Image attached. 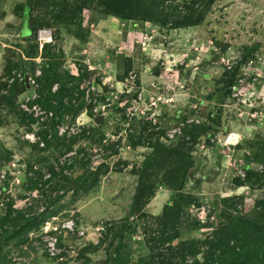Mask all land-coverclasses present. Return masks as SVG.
Returning a JSON list of instances; mask_svg holds the SVG:
<instances>
[{"label":"rangeland","instance_id":"374dc122","mask_svg":"<svg viewBox=\"0 0 264 264\" xmlns=\"http://www.w3.org/2000/svg\"><path fill=\"white\" fill-rule=\"evenodd\" d=\"M14 1L16 14L32 5L35 19L48 22L47 1ZM3 3L0 0V15ZM82 17L83 27L70 23L75 35L52 18L46 28L52 29V47L60 56L62 74L76 78L65 81L77 84L80 78L86 90L74 100L84 101V109L76 117L66 115L58 121L47 118L39 107L32 108L33 119L19 114L36 96L34 79L41 58L35 74L27 65L29 73H22L21 67L14 70L21 79L28 77L29 84L18 96L17 106L12 110L0 103V215L11 201L16 209L33 214L58 212L43 230L30 233L23 250L8 247L6 251L15 264H106L115 245L110 246L109 240L100 245V240L109 225L126 224L132 232H125L123 241L133 247L132 262L151 264L149 251H140L139 242L155 247L153 240L163 230L157 217L180 194L159 180L143 211L132 213L151 141L183 144L193 155V177L185 194L194 201L182 213L181 239H203L207 229H189V225L203 223L210 215L213 222L223 198L239 201L236 197L243 196L250 205L264 196V188L235 181L245 176L247 168H263L249 155L256 140L264 138V0H217L202 24L179 29L107 15L97 3L85 7ZM17 26L0 30V83L9 80L4 74L12 62L24 66L31 44L16 36ZM33 40L32 44L37 42ZM244 54L248 60L241 62ZM236 66L237 81L224 95V80ZM193 124L202 130L196 138L183 130ZM56 130L59 139L52 142L54 146H34L39 137L49 139ZM71 158L72 167L66 163ZM85 162L90 167L104 163L108 171L88 192L59 191L58 179L80 175ZM53 166L58 177L48 181ZM35 181L38 188L30 190ZM58 195L63 197L56 200ZM141 253L147 260L140 262Z\"/></svg>","mask_w":264,"mask_h":264},{"label":"trees","instance_id":"16d2710c","mask_svg":"<svg viewBox=\"0 0 264 264\" xmlns=\"http://www.w3.org/2000/svg\"><path fill=\"white\" fill-rule=\"evenodd\" d=\"M38 3L48 2L51 8L48 22L44 19H35L32 14L33 6L29 8L31 36L24 39L28 44L25 54V64L22 62L14 63L10 60V65L6 67L5 76L9 77L7 82L0 83V103H6L10 109L17 106L18 96L25 91L29 84L27 77L21 79V73L13 74L15 69L21 67V72L29 73L28 68L33 72L36 69L37 58H41L43 63L40 65V73L35 76L36 96L33 101L27 104L26 109L21 108L19 114L30 115L33 119L32 108L39 107L47 118L54 121L63 119L66 115L76 117L85 105L84 101L79 100L84 96L86 90L81 88V80L66 82V79H76L73 74L61 72V62L52 44H45L39 47L37 41V31L42 27L50 25V20L57 25L67 27L72 30L71 24L83 27L82 13L85 7H91L97 3L104 9L107 15H114L123 19H138L148 21L169 29L187 28L202 24L211 13L217 0H37ZM80 2V4H79ZM53 3V4H52ZM76 37H79L77 34ZM34 39V40H33ZM37 41L36 43L31 41ZM251 53L249 52L248 55ZM248 55L244 54L241 62L248 60ZM12 65V66H11ZM26 69V70H25ZM32 72V73H33ZM21 74V75H20ZM35 74V72H34ZM238 67L236 66L231 74L227 76L224 95L231 93L237 81ZM84 74L82 75V77ZM3 77V79H4ZM3 93V94H2ZM29 111V113H28ZM31 112V113H30ZM57 124V123H55ZM146 130V128H144ZM184 133L192 137H198L202 132L197 124L191 128H186ZM189 131V132H187ZM195 133L196 136L193 134ZM59 130L49 139L47 136L34 144L35 147L54 146L53 141L57 140ZM48 135V131H46ZM184 135V136H185ZM59 139V138H58ZM139 143L142 140L138 141ZM183 144L172 146L165 144L160 138L150 142L152 152L146 157L142 164L139 174L138 185L132 204V213L137 214L143 211V207L156 194L158 183L168 184L171 189L180 193L174 203H168L164 207L161 216H158L162 234L153 243L151 248L144 242H139L140 251H149L151 264H264V196L253 200V204H246L243 196H237L239 201L234 198H223V206L216 219L211 221V215L201 223L190 224L189 229H207V234L203 239H181L183 224L181 219L184 208L191 205L194 198L185 190L187 181L193 177L192 167L194 165L193 155L185 150ZM249 159L263 166L262 169L253 170L247 168L245 176L235 178L236 184L243 186L249 185L252 188H264V138L259 137L254 144V152L249 155ZM70 162L71 167L74 164ZM68 164H66L67 166ZM83 170L78 176L62 175L59 178L58 190L74 189L75 195L92 190L100 181L102 175L108 171V166L100 163L98 166H89L87 162L81 166ZM58 177L55 167L49 169L48 181ZM162 177V178H161ZM66 181L60 185V182ZM160 180V182H159ZM34 183V182H33ZM38 182L30 187V190L38 188ZM63 196L58 195L56 200ZM53 205V201L50 200ZM57 210L33 214L23 209H16L14 202L7 204L4 214L0 215V264H15L13 259L8 257L6 249L15 247L23 250L30 241V233L43 230L46 222L57 215ZM145 214H141L140 217ZM132 232L127 225L121 227L108 226L105 236L100 240V245L105 241H110V246H114L113 251H109L106 264H134L133 247L130 243L123 241L124 233ZM60 238V239H59ZM58 240L61 241V237ZM57 239V238H56ZM118 239L115 244V240ZM150 244V241H148ZM89 248V247H88ZM85 250L83 251H87ZM97 248V247H94ZM154 249H157L156 251ZM143 262L146 258L143 257ZM156 258L158 261H156ZM146 259V260H147Z\"/></svg>","mask_w":264,"mask_h":264},{"label":"crops","instance_id":"0c3cea01","mask_svg":"<svg viewBox=\"0 0 264 264\" xmlns=\"http://www.w3.org/2000/svg\"><path fill=\"white\" fill-rule=\"evenodd\" d=\"M2 10L4 11L0 15V30L10 28L12 25H18L16 36L24 41V39L31 36L29 35L31 31L30 27V12L29 7H25L21 15L16 14L15 6L16 3L14 0H2Z\"/></svg>","mask_w":264,"mask_h":264},{"label":"built area","instance_id":"2783aa9c","mask_svg":"<svg viewBox=\"0 0 264 264\" xmlns=\"http://www.w3.org/2000/svg\"><path fill=\"white\" fill-rule=\"evenodd\" d=\"M37 41H38L40 48H43V46L45 44H55V39L53 37L52 29H50L49 27H47V28L43 27V28L38 29ZM39 73H40V71L38 72V75H39ZM27 81H28V77H27Z\"/></svg>","mask_w":264,"mask_h":264}]
</instances>
